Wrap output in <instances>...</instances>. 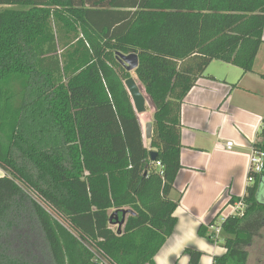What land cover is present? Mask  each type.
<instances>
[{"label": "trees", "instance_id": "obj_1", "mask_svg": "<svg viewBox=\"0 0 264 264\" xmlns=\"http://www.w3.org/2000/svg\"><path fill=\"white\" fill-rule=\"evenodd\" d=\"M263 29L264 0H0V264H152L176 224L183 100L213 60L253 71ZM116 52L138 56L148 144ZM33 112L44 138L26 134ZM263 186L264 170L212 264L246 263Z\"/></svg>", "mask_w": 264, "mask_h": 264}, {"label": "crops", "instance_id": "obj_2", "mask_svg": "<svg viewBox=\"0 0 264 264\" xmlns=\"http://www.w3.org/2000/svg\"><path fill=\"white\" fill-rule=\"evenodd\" d=\"M213 61L206 69L213 78L199 79L181 106L179 157L182 167L170 192L172 199H179L174 211L176 224L154 256L156 259L165 251L162 260L156 264H168L165 256L167 260L181 258L183 264H187L188 256L183 253V248L188 241H191L192 248L202 252L194 243L198 227L216 221L226 210L229 200L239 198L246 190L252 143L264 119V29L253 71L243 73L237 82L234 80L238 70H233L229 79V72L226 76L210 72ZM243 96L254 100L244 105L241 102ZM230 121L233 122L231 125ZM228 140L233 141L230 148L225 146ZM260 239L248 247L245 264H264V236ZM215 249L211 264L214 256L225 253L223 246L220 252Z\"/></svg>", "mask_w": 264, "mask_h": 264}, {"label": "rangeland", "instance_id": "obj_3", "mask_svg": "<svg viewBox=\"0 0 264 264\" xmlns=\"http://www.w3.org/2000/svg\"><path fill=\"white\" fill-rule=\"evenodd\" d=\"M224 66H226V67H224ZM230 70H231V72H230ZM233 70H238L239 71V73H236L235 80H234V82H237V80H240V78H241V76L243 74L241 68H239V67L237 68V66L236 67H233V66L231 67L229 65H223L222 63H219L218 61H216V62L213 61L212 64H211V67H209V71L214 73V74H216V75H218V76L219 75L220 76H222V75L226 76V73L229 72L228 79H229V77H230V75H231ZM131 75L135 78V75H134L133 72L131 73ZM246 76H248V75H246ZM137 84H139V83L137 82ZM234 86H236V85H234ZM139 87L141 88L140 85H139ZM141 90H142V92H143V94H144V96L146 98V111L144 113H142V114H139L138 116H139L140 123H141V126H142L143 131H144L145 124L147 122H151L152 121V118H153V107H152L151 101L149 100V98L145 94L144 90L142 88H141ZM241 99H242V101L238 98V103H240V101H241L244 105H245V103L249 104V101H251V103H252V100H254V99H252L250 97H246V96L241 97ZM263 102H264V99H263ZM242 108H244V107H242ZM30 122H31V124L27 128V132H26V134L28 136H30L32 138H44V137L47 136V126L41 120L39 115H35V113L33 112V116L31 117V121ZM232 123L233 122L230 121V125ZM144 137H145V135H144ZM229 141L233 145V141L232 140H228L227 142H229ZM145 142H146V144H148V138H146V137H145ZM226 143H225V146H226ZM1 174H3V172L0 170V175ZM261 193H262V195H264V186L262 187V192H260V194ZM229 211H230V204H228V206H227V208H226V210L224 212H221V214L219 215L217 220L220 219V217L227 215L229 213ZM263 236H264V230L260 231V235L254 239V242L255 243L259 242L261 240L260 238L263 237ZM194 237H195L194 243L202 251V255H201L200 259H199V264H211L212 255H213L212 252L214 251V248H216L215 249L216 252H220V249L222 247L221 244L223 242V236L221 235L219 243L217 242V244H215L214 242L210 241V239H208L206 236L200 235L199 232H198V229H197L196 234L194 233ZM191 244H192L191 241H188L186 244H184L183 250L186 247H192ZM162 246H161V248H162ZM164 253H165V251H163L162 253H160L158 255V257L156 258L158 261L154 257L152 264L159 263L162 260V258L164 256ZM164 260H165V263H168V264H183L181 258H177V259H173V260H169V259L167 260V258L165 256ZM231 264H234V263L231 262Z\"/></svg>", "mask_w": 264, "mask_h": 264}, {"label": "built area", "instance_id": "obj_4", "mask_svg": "<svg viewBox=\"0 0 264 264\" xmlns=\"http://www.w3.org/2000/svg\"><path fill=\"white\" fill-rule=\"evenodd\" d=\"M226 146L227 148H230L232 146V143L229 141L226 143ZM263 170L264 151L251 147V153L248 162V174L246 178L247 185L252 184L254 182V176L257 174H261ZM243 196L244 194L230 204L229 214L234 216H241L245 212L247 205L243 201ZM224 217H221L220 219L207 226L210 234L209 239L215 244L220 241L222 233V222L224 220Z\"/></svg>", "mask_w": 264, "mask_h": 264}, {"label": "water", "instance_id": "obj_5", "mask_svg": "<svg viewBox=\"0 0 264 264\" xmlns=\"http://www.w3.org/2000/svg\"><path fill=\"white\" fill-rule=\"evenodd\" d=\"M116 59L125 70L129 73L133 72L138 66V56L136 53L123 54L116 52ZM124 85L131 97L136 113L142 114L146 111V98L137 84L133 76L128 77L124 81ZM145 137L150 139L152 135V122H147L144 128ZM151 159H155V152H151Z\"/></svg>", "mask_w": 264, "mask_h": 264}]
</instances>
